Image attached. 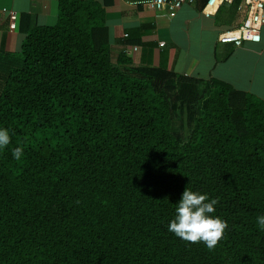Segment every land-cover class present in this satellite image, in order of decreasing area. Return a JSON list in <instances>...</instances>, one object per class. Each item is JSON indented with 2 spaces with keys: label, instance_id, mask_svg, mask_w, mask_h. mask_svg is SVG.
I'll list each match as a JSON object with an SVG mask.
<instances>
[{
  "label": "trees",
  "instance_id": "1",
  "mask_svg": "<svg viewBox=\"0 0 264 264\" xmlns=\"http://www.w3.org/2000/svg\"><path fill=\"white\" fill-rule=\"evenodd\" d=\"M20 29L18 54L0 55V264H264V101L217 80L198 94L125 53L113 63L92 0ZM186 188L218 201L214 250L168 230Z\"/></svg>",
  "mask_w": 264,
  "mask_h": 264
},
{
  "label": "crops",
  "instance_id": "2",
  "mask_svg": "<svg viewBox=\"0 0 264 264\" xmlns=\"http://www.w3.org/2000/svg\"><path fill=\"white\" fill-rule=\"evenodd\" d=\"M58 1L0 0V55L18 54L25 38L20 27L53 26ZM92 1L104 11L112 61L125 53L134 65L165 68L193 80L198 94L217 80L264 101V34L260 43L238 47L217 41L245 19V0L224 3L209 16L203 14L208 0H195L173 18L123 0Z\"/></svg>",
  "mask_w": 264,
  "mask_h": 264
},
{
  "label": "clouds",
  "instance_id": "3",
  "mask_svg": "<svg viewBox=\"0 0 264 264\" xmlns=\"http://www.w3.org/2000/svg\"><path fill=\"white\" fill-rule=\"evenodd\" d=\"M11 143L7 129L0 128V148ZM13 156L19 160L23 156V148L13 150ZM217 200L186 188L180 201L176 204L175 218L170 222L168 230L177 237L190 243L203 242L209 250H214L223 239L228 225L219 216L211 215L216 211ZM257 223L264 229V215L257 217Z\"/></svg>",
  "mask_w": 264,
  "mask_h": 264
},
{
  "label": "built area",
  "instance_id": "4",
  "mask_svg": "<svg viewBox=\"0 0 264 264\" xmlns=\"http://www.w3.org/2000/svg\"><path fill=\"white\" fill-rule=\"evenodd\" d=\"M129 5L139 6L156 12H165L173 18L183 5H191L195 0H123ZM232 0H208L203 14L212 13L224 3ZM248 10L245 19L239 27L221 33L219 43L232 44L236 47L244 42L260 43L264 34V0H245Z\"/></svg>",
  "mask_w": 264,
  "mask_h": 264
},
{
  "label": "rangeland",
  "instance_id": "5",
  "mask_svg": "<svg viewBox=\"0 0 264 264\" xmlns=\"http://www.w3.org/2000/svg\"><path fill=\"white\" fill-rule=\"evenodd\" d=\"M115 61H113L114 63ZM185 109L182 107L181 109H178L173 114V133L176 136V138L183 142L188 137V129L186 126V118H185Z\"/></svg>",
  "mask_w": 264,
  "mask_h": 264
}]
</instances>
